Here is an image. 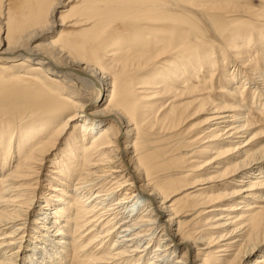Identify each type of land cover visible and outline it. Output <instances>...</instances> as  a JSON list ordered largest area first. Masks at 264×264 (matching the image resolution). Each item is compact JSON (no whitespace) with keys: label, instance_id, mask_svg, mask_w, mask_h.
Wrapping results in <instances>:
<instances>
[{"label":"bare ground","instance_id":"6f19581e","mask_svg":"<svg viewBox=\"0 0 264 264\" xmlns=\"http://www.w3.org/2000/svg\"><path fill=\"white\" fill-rule=\"evenodd\" d=\"M8 1L0 95L53 113L32 132L0 129V264H264V42L233 34L220 58L183 45L201 12L247 19L259 7L88 0L55 19L61 0Z\"/></svg>","mask_w":264,"mask_h":264},{"label":"rangeland","instance_id":"374dc122","mask_svg":"<svg viewBox=\"0 0 264 264\" xmlns=\"http://www.w3.org/2000/svg\"><path fill=\"white\" fill-rule=\"evenodd\" d=\"M4 1H6V0H0V16H1L0 38H2V39L9 37V35H10L9 30H11L15 26L14 22L9 23V25L7 27V32H5L6 27H5L4 23L7 22L6 20L8 18V16H7L8 13L6 14V9L3 8V6L5 7ZM26 1L33 3L34 6H37L38 8H41V9H46L49 7L50 3L57 2V0H23V1L22 0H9L8 3L10 2L12 4L19 5V2L26 3ZM67 1H69V0H61L59 2L60 5L55 9V13H54L55 19H58V17L61 15V11L67 9L68 7L76 6V7H84L85 8L86 7L85 4H86V2H88V0H80V1L75 0L74 2L70 3L69 6L66 7V4L68 3ZM26 5L28 7L27 3H26ZM241 5H244L247 7L252 6L254 9H257L259 7L258 11L261 12L262 15H264V2H263V0H249L246 3H241ZM74 11H73L74 13L72 12L68 15V17H70V18L67 19L66 21H71L72 19H75V18L77 19V18H80L81 16H83V15H81V14H83L81 8H78ZM262 11H263V13H262ZM201 13L205 14V16H207L208 18H205V17H201V18L197 17L196 18L195 17L194 19H196L197 21L192 23L191 24L192 26H187L186 22L188 20L186 19L185 16L182 15L183 17L179 18V20L187 26V29L184 30L185 31L184 37H186V35L187 36L189 35V40H187V42L185 41V43L183 44L184 47H191L192 46V49H193V47H195V48H197V52H199L202 49H208V48L209 49L210 48L216 49L215 53L217 54L218 58H220V55H219L220 53L221 54H230V49L225 48L226 47L225 42H226V40H230L229 38L233 34L243 35L244 38H246V40H244L243 37L240 38V36H235L237 44L242 43L244 45L246 43L247 44L250 43V45H252V43H257L258 40H260L262 43L264 42L263 39L260 38V36L255 37V33H254V31L256 29L260 28L259 27L260 24L264 23V21H262V18H264V16H262V15L258 16L259 18L258 17H251V18L246 19L244 17H241L239 15H234V14L233 15H229L226 13L219 14L218 12H215V13L201 12ZM2 15H3V17H2ZM14 18H15V15H13V17H10V19H13V20H14ZM259 21H261V22H259ZM57 24H58V22H57ZM67 24H69V23H67ZM260 29H262V28H260ZM58 30H60V29L53 28V30H51L50 32H47L45 34V36H43L42 38H38L37 41H44L50 37H53L57 33ZM205 32H207V33L209 32V34H211L213 37H215L217 39V42L213 41L214 39L212 40L211 36H210V38L208 36H205L206 35V34H204ZM244 32L245 33L247 32L248 34H243ZM100 37H102V36H100ZM119 39L121 40V38L119 37V38H117V41H120ZM237 41H239V42H237ZM229 44L232 45V43H229ZM229 44H227V45H229ZM262 55H264V54H260V55L258 54L257 58L255 60L256 61L261 60L260 61L261 64L264 65V63L262 61V57H263ZM227 59H228V57L226 58V60H224V62L227 64V66H226L227 69H229L230 65L232 63V62H230V60L232 61V59H228L229 61ZM221 65H222V63H221ZM216 73L219 75L217 77V81L224 84L225 81L222 78V69L220 67L217 69ZM229 73H230V69H229ZM241 91H243V90H241ZM148 92H151V91H148ZM249 92L250 91L246 90L244 93V94H246V100H245L244 106L247 109V112L250 115V117L257 118V115L254 114V112L252 113L251 108H248V105H247L248 103L250 104L251 101L253 100V96ZM165 100H166V98H163L157 102H163V101L167 102ZM103 102H104V99H103ZM261 112L263 113L262 115L264 116V111H261ZM52 113H53V111H49L45 107L44 108H35L34 106H30V105H27L23 102H20V100L10 102L5 97L0 95V115L4 116L5 114H8L10 116L6 120L0 121V122H3L2 124L0 123V129H6L9 126L7 128L9 130L13 126V131H11V132L16 133V132H20V131H24V130H28L29 132H32L35 128H39V127H35V126L33 127V121L37 122L40 119L41 120L48 119L49 117L52 116L51 115ZM205 117L206 116L203 114L197 115V117L193 118L192 120H190L188 122V127H191L193 125V127L197 126V128H199L202 125V122H203ZM28 131H26V133ZM71 131L72 130H70L68 133H70ZM5 132H6V130H5ZM248 138H249V136L246 137L245 139H248ZM258 141L260 142L261 140H258ZM4 143H6V142H4ZM123 145L124 144H121V147ZM164 145H165L164 139H162L160 136H158V138L156 139V142H155V147L157 146V148H163ZM177 153H178V151L176 150L175 154H177ZM43 166H44V164L41 167H43ZM46 166H49V164H45L43 169H41L39 171L40 175L38 174V177L40 179H38L37 182L38 183L41 182L40 185L41 184L46 185L49 182L48 179L51 176V172H53V170L49 167H47L48 172H46ZM38 187L39 186H37L36 189H39ZM37 191H39V190H37ZM112 243H113V240H111L109 242V244H112Z\"/></svg>","mask_w":264,"mask_h":264}]
</instances>
